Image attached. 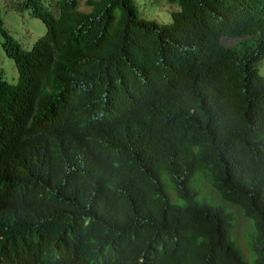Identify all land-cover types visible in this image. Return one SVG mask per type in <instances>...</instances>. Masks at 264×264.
<instances>
[{"label":"trees","instance_id":"1","mask_svg":"<svg viewBox=\"0 0 264 264\" xmlns=\"http://www.w3.org/2000/svg\"><path fill=\"white\" fill-rule=\"evenodd\" d=\"M165 1L21 0L29 48L0 18V264H248L213 193L264 264V0Z\"/></svg>","mask_w":264,"mask_h":264},{"label":"rangeland","instance_id":"2","mask_svg":"<svg viewBox=\"0 0 264 264\" xmlns=\"http://www.w3.org/2000/svg\"><path fill=\"white\" fill-rule=\"evenodd\" d=\"M21 0H0V18L3 26L19 42L23 48H29L32 41L44 31V26L40 19L29 13V8L17 9L16 6ZM56 0H41L42 3L55 7ZM137 7L138 15L144 18L153 19L157 22H170V12L177 9L175 3L165 0H133ZM81 8V4L78 3ZM2 36L0 34V41ZM238 40L237 37L222 36L221 42L225 45H232ZM0 69L4 78L9 82L16 80L17 72L11 58L5 55L0 45ZM258 72L264 77V58L257 63ZM200 172H195L192 176L191 184L201 187L205 192L207 183L202 180ZM214 202L223 203L225 208L232 214L231 237L241 254V257L249 264L254 255L249 248L251 238L255 233L252 219L242 215L239 208L227 201L221 200L213 193ZM218 200V201H216Z\"/></svg>","mask_w":264,"mask_h":264}]
</instances>
